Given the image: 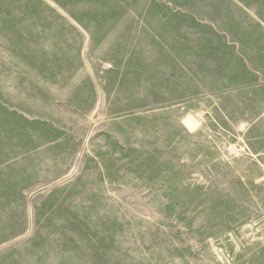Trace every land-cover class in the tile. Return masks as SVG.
Returning a JSON list of instances; mask_svg holds the SVG:
<instances>
[{
    "label": "rangeland",
    "instance_id": "rangeland-1",
    "mask_svg": "<svg viewBox=\"0 0 264 264\" xmlns=\"http://www.w3.org/2000/svg\"><path fill=\"white\" fill-rule=\"evenodd\" d=\"M259 45L264 0H0V140L63 143L15 264H264Z\"/></svg>",
    "mask_w": 264,
    "mask_h": 264
},
{
    "label": "crops",
    "instance_id": "crops-1",
    "mask_svg": "<svg viewBox=\"0 0 264 264\" xmlns=\"http://www.w3.org/2000/svg\"><path fill=\"white\" fill-rule=\"evenodd\" d=\"M254 51L258 57L256 65L263 69L264 75V45L255 46ZM258 78L254 90L262 88L264 94V78L261 76H258ZM10 142L13 141L0 140V158H3L2 155L6 157L7 154H14L18 149H22L18 153V159H22L21 162L13 163L14 165L12 166H9L10 164L6 165V168L4 167L0 170L2 174L0 180L4 181V183L0 182V186L9 191L1 194L4 196L1 199L4 203L0 202V248L4 247L1 248L6 252L4 257L7 256L9 258L12 255V260L15 264L14 253L10 251L11 245H8L15 238L21 236L26 231L25 228L29 227L32 222V220H28L27 218L28 211L27 206L24 204L25 197L32 194L33 191L48 185V169L52 164L55 154H58L57 149L63 148V143H58L53 148L47 147V149H44V146H47V144H43L41 141H32L31 145L23 144L21 141ZM33 180H36L38 183L33 182ZM9 195H15V200L21 205L15 206L18 203H15V205L11 203ZM19 230L22 232H18ZM15 233H18V235ZM15 235L17 236L14 237Z\"/></svg>",
    "mask_w": 264,
    "mask_h": 264
}]
</instances>
